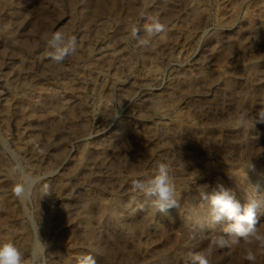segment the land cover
Masks as SVG:
<instances>
[{
    "label": "rangeland",
    "instance_id": "374dc122",
    "mask_svg": "<svg viewBox=\"0 0 264 264\" xmlns=\"http://www.w3.org/2000/svg\"><path fill=\"white\" fill-rule=\"evenodd\" d=\"M57 33L78 41L59 63ZM261 105L264 0H0V243L35 264H186L230 223L204 184L252 199L264 232V123L237 122ZM162 163L178 195L194 183L154 216L130 185ZM248 250L264 264L244 242L211 264Z\"/></svg>",
    "mask_w": 264,
    "mask_h": 264
},
{
    "label": "clouds",
    "instance_id": "9594fccd",
    "mask_svg": "<svg viewBox=\"0 0 264 264\" xmlns=\"http://www.w3.org/2000/svg\"><path fill=\"white\" fill-rule=\"evenodd\" d=\"M154 23H158V21H154ZM163 30L164 26L159 24L158 27L149 29L148 35L152 36ZM133 35L137 36L136 33ZM205 36H207V32ZM65 40H68L67 46L64 44ZM46 42L54 53L53 59L58 63L63 62L66 57L74 53L78 45L75 37H68L61 33L54 34ZM237 122L247 133L257 123H264V105L259 107L255 115L247 109L241 110L237 117ZM253 168L250 157L244 164V170ZM245 173L247 180V172L245 171ZM193 183L187 184L178 195L171 169L167 164L162 163L150 177L133 180L130 185L131 192L129 195L133 202L138 197L147 201L148 210L152 215L155 216L157 213L167 214L169 209L180 206L181 193L189 191ZM196 192L198 198L208 205L209 215L213 222L226 219L230 223L224 227L223 234L212 235V239L206 249L189 254L186 264H211V256L216 249L231 248L241 242L249 245L255 244L259 248L264 249V232L260 230V226H256L255 207L257 205L252 199H249L247 204L241 206L236 200L233 191L221 184H217L215 187L207 184L198 185L196 186ZM138 207L143 208V205ZM32 228L38 231V225L33 221ZM245 259L250 264H255L257 259L255 252L248 250ZM0 264H35V262L31 253H28L27 258H25L24 252L13 243L6 242L0 243ZM81 264H97V262L91 255H86L82 257Z\"/></svg>",
    "mask_w": 264,
    "mask_h": 264
}]
</instances>
